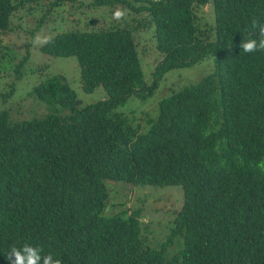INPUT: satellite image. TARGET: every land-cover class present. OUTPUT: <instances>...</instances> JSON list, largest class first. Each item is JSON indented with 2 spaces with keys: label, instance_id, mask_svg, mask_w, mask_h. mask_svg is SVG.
Masks as SVG:
<instances>
[{
  "label": "trees",
  "instance_id": "16d2710c",
  "mask_svg": "<svg viewBox=\"0 0 264 264\" xmlns=\"http://www.w3.org/2000/svg\"><path fill=\"white\" fill-rule=\"evenodd\" d=\"M25 1L0 0V34ZM90 3L131 17L127 25L57 33L38 49L72 57L81 91L100 86L104 97L79 104L51 74L28 92L44 107L40 116L0 110V264L24 244L61 264H264V52L240 48L252 21L264 22V0ZM199 4L208 5L210 23ZM147 26L158 59L145 81L133 32ZM206 55L213 71L156 101L145 128L116 111ZM116 182L180 187L182 202L158 248L142 235L139 208L111 211L108 186ZM176 236L181 247L165 255Z\"/></svg>",
  "mask_w": 264,
  "mask_h": 264
},
{
  "label": "rangeland",
  "instance_id": "374dc122",
  "mask_svg": "<svg viewBox=\"0 0 264 264\" xmlns=\"http://www.w3.org/2000/svg\"><path fill=\"white\" fill-rule=\"evenodd\" d=\"M50 0H31L19 7L10 17L8 29L0 34V110L9 109L10 118L22 115H41L44 107L36 98L28 96L31 87L46 75L59 74L62 80L75 93L79 104H88L102 99L104 93L100 86L92 91H81L78 81V68L72 57H52L38 49L37 38L48 37L66 31H87L98 26L127 25L131 14L121 21L113 20V12L106 7L92 5L91 0H61L48 8ZM195 10L201 20L211 21L208 5L199 4ZM152 26L133 32L137 42V57L145 81L150 79L152 65L158 59L154 50ZM26 58L18 63L19 60ZM212 55H206L189 67L177 68L165 73L150 94H142L141 98L130 95L116 111L126 115L131 113L133 122L146 126V117H154L156 101L168 95L172 90L195 83L206 74H210L214 66ZM19 64V65H18ZM19 70H18V69ZM37 101V102H36ZM13 112H19L20 115ZM108 199L112 203L111 211L124 213L139 208V223L144 232L147 244L158 248L167 238L171 220L182 202L179 186L155 187L152 185L135 186L126 183H109ZM180 240V242H179ZM181 247V238L175 237L164 251L165 255Z\"/></svg>",
  "mask_w": 264,
  "mask_h": 264
},
{
  "label": "clouds",
  "instance_id": "9594fccd",
  "mask_svg": "<svg viewBox=\"0 0 264 264\" xmlns=\"http://www.w3.org/2000/svg\"><path fill=\"white\" fill-rule=\"evenodd\" d=\"M113 20L121 21L125 18L126 12L123 9H117L113 12ZM252 31L244 33V38L240 43L241 53L264 52V22L253 20L251 23ZM255 32V35L253 34ZM255 36V38H252ZM49 38H37L34 42L46 43ZM42 248L31 244H24L22 247H11L6 253V259L9 264H61V260L55 258L53 254H42Z\"/></svg>",
  "mask_w": 264,
  "mask_h": 264
}]
</instances>
